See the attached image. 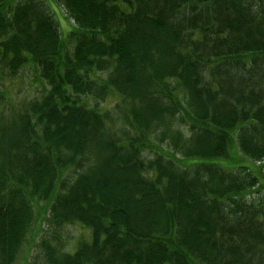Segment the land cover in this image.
Here are the masks:
<instances>
[{"label":"trees","instance_id":"16d2710c","mask_svg":"<svg viewBox=\"0 0 264 264\" xmlns=\"http://www.w3.org/2000/svg\"><path fill=\"white\" fill-rule=\"evenodd\" d=\"M58 3L71 52L42 0H0L1 68L48 86L0 128V264L35 202L90 231L73 253L44 244L45 264H264V0ZM112 95L135 137L86 103ZM155 131L193 168L145 162Z\"/></svg>","mask_w":264,"mask_h":264},{"label":"rangeland","instance_id":"374dc122","mask_svg":"<svg viewBox=\"0 0 264 264\" xmlns=\"http://www.w3.org/2000/svg\"><path fill=\"white\" fill-rule=\"evenodd\" d=\"M42 1L57 21L60 37L66 43L69 49L68 51L71 52L74 44L67 41V37L75 29L73 21L65 15L58 0ZM97 76L102 80L105 79L106 73L102 71L97 73ZM47 90V84L44 83L39 77V73L30 65L27 64L21 67L15 76L9 74L7 70H3L0 66V128L8 126L29 103L34 100H39ZM81 99L85 100L84 97H81ZM119 101L120 98L113 95L103 101H97L91 96L86 99L89 108H92L95 103H98L97 107L101 108V110H107L111 118L115 120V126L110 134L115 135L117 133L120 136L121 132L119 131L123 130L126 132V137H135V131L126 126L119 116L120 113L117 110V105L121 106L122 104ZM121 107L123 108V106ZM170 123L172 130H180L184 138L189 136V130L185 125L182 126L180 124L179 119L174 118ZM159 135L160 131H155L149 135L150 143L145 149H142V158L145 162L153 160L156 156H160L164 159L173 160L172 163L180 169L193 168L192 165H189L191 163L190 161H192L191 159L184 158L180 153L174 152L169 146V141H160ZM230 152L233 156L232 147ZM239 159L242 161L245 160L242 156H239ZM245 162L247 164L246 167L254 170L252 168V162L249 160H245ZM221 167L228 171L233 169V167H230L226 163H223ZM255 167L259 168L258 164ZM32 210L34 215L33 225L17 250L12 264H45L44 244H50L62 253H73L78 243L90 241V231L88 229H82L80 225H66L57 230L51 227L46 221L48 217L47 212H45L47 210V204L35 202L32 205Z\"/></svg>","mask_w":264,"mask_h":264}]
</instances>
